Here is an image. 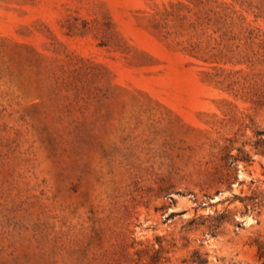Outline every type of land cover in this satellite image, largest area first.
<instances>
[{
    "label": "rangeland",
    "instance_id": "rangeland-1",
    "mask_svg": "<svg viewBox=\"0 0 264 264\" xmlns=\"http://www.w3.org/2000/svg\"><path fill=\"white\" fill-rule=\"evenodd\" d=\"M264 264V0H0V264Z\"/></svg>",
    "mask_w": 264,
    "mask_h": 264
},
{
    "label": "trees",
    "instance_id": "trees-1",
    "mask_svg": "<svg viewBox=\"0 0 264 264\" xmlns=\"http://www.w3.org/2000/svg\"><path fill=\"white\" fill-rule=\"evenodd\" d=\"M197 263L198 264H205L207 262V260L205 258H200V257H196Z\"/></svg>",
    "mask_w": 264,
    "mask_h": 264
}]
</instances>
